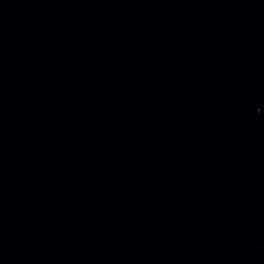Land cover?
I'll use <instances>...</instances> for the list:
<instances>
[{
  "label": "water",
  "instance_id": "95a60500",
  "mask_svg": "<svg viewBox=\"0 0 264 264\" xmlns=\"http://www.w3.org/2000/svg\"><path fill=\"white\" fill-rule=\"evenodd\" d=\"M0 264H264V0H0Z\"/></svg>",
  "mask_w": 264,
  "mask_h": 264
}]
</instances>
